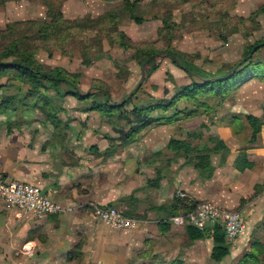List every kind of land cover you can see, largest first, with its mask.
Wrapping results in <instances>:
<instances>
[{
	"label": "rangeland",
	"instance_id": "374dc122",
	"mask_svg": "<svg viewBox=\"0 0 264 264\" xmlns=\"http://www.w3.org/2000/svg\"><path fill=\"white\" fill-rule=\"evenodd\" d=\"M44 1L46 0H0V52L14 38H26L46 70L59 67L79 74L80 90L84 94L92 92L95 86L104 84L110 91L112 101L116 103H121L140 82L142 68L146 63L141 67L134 59L138 47L152 45L159 50L170 48L179 51L187 56V60L197 70L221 77L245 60L248 46L264 40V27L258 20L259 13L254 11L258 7L256 2L246 5L243 4L245 0H142L136 14L144 19V23L138 25L128 14L121 12L123 0H47L55 1L56 5L62 4V12L67 21L89 20L93 29L87 34L85 29L62 31L54 39L45 41L39 39L37 28L32 30L25 24L28 21L50 22ZM111 12L120 17L115 23L114 18L111 21L107 19L103 26L101 20ZM163 21L167 29L164 28ZM15 22L24 24L6 32L8 25ZM115 27L127 34L133 45L132 49L123 50L114 43L118 40ZM255 58L264 61V49ZM156 66L157 70L147 77L143 93L136 103L145 102L148 95L168 101L176 94L178 86L189 83L187 74L170 59H158L147 69L153 70ZM248 82L232 90L224 99L219 96L209 98L207 110L204 106L193 105L187 113L179 115V120L170 124H153L135 135H130L131 126L126 119L104 116L98 112L85 113V104L78 102L76 98L70 96L62 101L55 100L54 91L48 94L54 97L53 112L68 123L67 129L61 127L56 131L58 139L70 140L74 149L80 148L79 144L84 148L85 144L90 146L99 142H106L112 147L115 145L113 143L119 141L120 148L132 145V149L141 150L143 155L140 163H143L153 158L155 146L159 150H165L166 143L172 137L187 138L186 135L191 131L200 132L204 140H207L210 127L217 119L227 118L229 109L234 112L260 113L264 117V80L256 77L250 78ZM5 83L7 79L0 81V84ZM68 89L66 86L60 88L62 92ZM36 100L39 102L43 99L39 97ZM184 108L182 106L180 110ZM128 110H131V106ZM171 114L173 111L168 116ZM27 115L30 116L29 120L20 115L19 121L51 124L39 109ZM4 120L0 116V121ZM203 138L200 141H204ZM117 146L113 147L115 152L119 150ZM88 226L92 228L91 226L99 227L104 224L74 222L71 224V233L66 238H61L54 231L39 234L40 243H37L35 255L30 257L22 254L24 242L18 247L20 249H12L9 259H0V264H101L90 252ZM154 250L141 254V260L128 264H182L160 254L154 255Z\"/></svg>",
	"mask_w": 264,
	"mask_h": 264
},
{
	"label": "crops",
	"instance_id": "0c3cea01",
	"mask_svg": "<svg viewBox=\"0 0 264 264\" xmlns=\"http://www.w3.org/2000/svg\"><path fill=\"white\" fill-rule=\"evenodd\" d=\"M249 2L258 5L254 11L259 13L258 20L264 27V0H245L243 4ZM247 114L264 124L260 113L229 109L227 118L217 119L210 127L207 140L188 138V134L187 138L172 137L165 150L155 146L153 158L143 163V152L132 149V145L120 148L116 141L113 144L118 145L117 152L115 145L110 147L106 142L85 144L84 148L79 144L80 148L74 149L70 140L57 138L52 124L20 122L21 116L14 114L3 116L0 172L6 180L42 187L62 207V212L39 218L11 208L0 199V259H9L12 249L24 242L33 244L36 254L39 234L54 231L66 238L74 222H100L95 207L123 205L138 222L135 229L115 230L106 225L87 228L90 252L101 264L134 263L141 254L154 249V255L182 264H217L211 260V239L192 241L187 227L171 222L177 214V194L182 193L185 197L179 199H185L188 206L208 202L222 210L242 213L247 233L232 247L231 257L220 263L237 264L255 242L264 244V125L256 143L251 144ZM23 119L29 120L30 116L26 114ZM211 136L219 137L229 149L224 163L223 153L212 156V178L208 179V172L198 170L194 156L190 158L192 163L186 158L169 163L173 154L167 147L172 139L200 147L208 144ZM95 145L98 150L92 148ZM242 154L247 158L240 164L244 170L238 167ZM158 177L161 181L153 187L151 182Z\"/></svg>",
	"mask_w": 264,
	"mask_h": 264
},
{
	"label": "trees",
	"instance_id": "16d2710c",
	"mask_svg": "<svg viewBox=\"0 0 264 264\" xmlns=\"http://www.w3.org/2000/svg\"><path fill=\"white\" fill-rule=\"evenodd\" d=\"M142 0H123L122 13L128 14L130 18L138 25L144 23V19L139 17L136 12L141 5ZM47 9V18L49 23H41L37 21H28L25 23L30 29L37 28L39 39L49 41L54 39L56 35L63 31L71 29H79L87 31L86 34L93 29V24L89 20L67 21L62 12V4L56 5L55 1H44ZM120 16L117 13H107L101 24L106 25L107 19L111 21L114 18V23ZM82 22V23H81ZM24 24L15 22L9 24L6 32H11L17 26ZM164 28L166 25L163 21ZM167 29V28H166ZM118 40L116 43L123 50L133 48L130 38L117 27L114 28ZM87 36V35H86ZM264 49V40L256 42L248 46L245 51V60L234 66L224 76H212L204 71L197 70L192 65V62L187 60V56L179 51L165 48L157 49L152 45L148 47H138L134 59L142 67L150 58L151 61L146 67V79L157 70V66L153 70L147 69L158 59H170L171 62L183 70L189 79V83L176 88V94L168 101L158 100L151 95H148V100L141 103H136L139 95L143 93V86L138 92L133 95L128 101L127 97L120 103L112 101L110 91L104 84L94 87L92 92L87 94L80 90L79 74L71 73L65 69L56 67L46 70L38 61L37 53L26 42V38H14L11 43L0 52V81L7 79V83L0 84V116L22 115L39 109L45 116L46 121L55 126L56 131L63 127L68 128V123L64 122L52 108L54 97L49 96L51 91L55 92L56 99H66L74 97L78 102L85 104L83 112H98L104 116H118L120 119H126L127 124L131 126L130 135L139 134L143 129L153 124L162 125L170 124L179 120V115L189 111V107L196 106L204 108L208 107L207 100L209 98L222 99L228 97L231 91L239 87L242 83L245 84L251 78H260L264 80V61L255 58L257 53ZM243 77V78H242ZM241 78V79H240ZM242 84V85H243ZM62 86L69 87L68 90L62 92ZM43 100L37 101V98ZM185 106L183 110L182 106ZM131 106V110L128 107ZM173 114L168 116L170 112ZM186 112V113H187ZM237 121H240L237 119ZM245 122L250 130V143L255 144L258 135L263 128V122L254 115L247 114ZM129 135V136H130ZM188 138H202L200 132H189ZM98 150V147H93ZM167 151L173 154L169 159V163L177 161L178 158H186L192 163L191 157L194 158L198 170L209 174L208 179L212 178L214 168L211 164L213 155L223 153L222 163L228 157L229 149L225 142L217 136H211L208 144H201L200 147H193L187 141H179L172 139L167 147ZM158 156L161 153L157 154ZM247 162L245 154H242L238 160V167L241 170V162ZM250 164H248L249 167ZM247 167V168H248ZM161 178L158 177L152 183L153 187L159 185ZM178 199V201H177ZM175 200V208L177 215L189 214L194 211L199 204L188 206L185 199L177 198ZM179 211V212H178ZM162 225L167 223L162 222ZM187 233L192 241H200L211 239L213 247L211 250V260L217 264L223 263L227 258L231 257L233 246L227 243L225 233L220 227H214L211 230L200 231L191 226H187ZM239 264H264V244L260 241L255 242L249 251H247Z\"/></svg>",
	"mask_w": 264,
	"mask_h": 264
},
{
	"label": "built area",
	"instance_id": "2783aa9c",
	"mask_svg": "<svg viewBox=\"0 0 264 264\" xmlns=\"http://www.w3.org/2000/svg\"><path fill=\"white\" fill-rule=\"evenodd\" d=\"M177 197L184 198L185 196L178 193ZM0 199L11 208L39 218L58 215L62 212V207L46 195L42 187L6 180L2 172H0ZM95 216L104 225L115 230H133L138 223L129 217L128 209L123 205L95 207ZM171 222L176 225L191 226L200 231L220 227L225 233L227 243L231 246L243 239L247 233V226L241 212L222 210L208 202L200 203L189 214L173 217ZM22 254L33 256L35 254L33 244H25Z\"/></svg>",
	"mask_w": 264,
	"mask_h": 264
},
{
	"label": "water",
	"instance_id": "95a60500",
	"mask_svg": "<svg viewBox=\"0 0 264 264\" xmlns=\"http://www.w3.org/2000/svg\"><path fill=\"white\" fill-rule=\"evenodd\" d=\"M151 60V58L146 62V64L143 66L142 68V76L140 79V82L138 83V85L136 86V88L132 91V93L128 96V98H126L125 101H128L133 95H135L138 90L144 85L145 81H146V65L147 63Z\"/></svg>",
	"mask_w": 264,
	"mask_h": 264
}]
</instances>
